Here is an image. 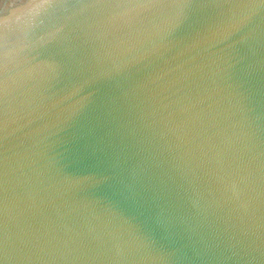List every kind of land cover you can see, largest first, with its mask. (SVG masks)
Instances as JSON below:
<instances>
[{"label": "water", "instance_id": "95a60500", "mask_svg": "<svg viewBox=\"0 0 264 264\" xmlns=\"http://www.w3.org/2000/svg\"><path fill=\"white\" fill-rule=\"evenodd\" d=\"M0 264H264V0H0Z\"/></svg>", "mask_w": 264, "mask_h": 264}]
</instances>
